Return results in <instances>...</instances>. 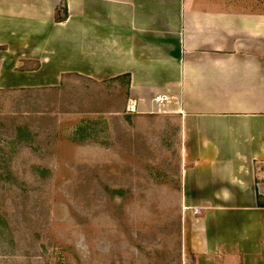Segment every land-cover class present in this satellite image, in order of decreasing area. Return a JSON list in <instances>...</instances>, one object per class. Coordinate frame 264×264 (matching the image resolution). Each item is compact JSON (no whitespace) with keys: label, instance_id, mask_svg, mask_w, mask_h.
I'll list each match as a JSON object with an SVG mask.
<instances>
[{"label":"crops","instance_id":"obj_1","mask_svg":"<svg viewBox=\"0 0 264 264\" xmlns=\"http://www.w3.org/2000/svg\"><path fill=\"white\" fill-rule=\"evenodd\" d=\"M5 72L125 78V112L178 119L182 264H264V0H0Z\"/></svg>","mask_w":264,"mask_h":264},{"label":"rangeland","instance_id":"obj_2","mask_svg":"<svg viewBox=\"0 0 264 264\" xmlns=\"http://www.w3.org/2000/svg\"><path fill=\"white\" fill-rule=\"evenodd\" d=\"M14 78L0 84V264H182L178 119L125 112V78Z\"/></svg>","mask_w":264,"mask_h":264},{"label":"built area","instance_id":"obj_3","mask_svg":"<svg viewBox=\"0 0 264 264\" xmlns=\"http://www.w3.org/2000/svg\"><path fill=\"white\" fill-rule=\"evenodd\" d=\"M163 100H166V98L165 97H157L156 98V101H158V102H161ZM129 109H130V111H134V104H130Z\"/></svg>","mask_w":264,"mask_h":264},{"label":"trees","instance_id":"obj_4","mask_svg":"<svg viewBox=\"0 0 264 264\" xmlns=\"http://www.w3.org/2000/svg\"><path fill=\"white\" fill-rule=\"evenodd\" d=\"M58 14H59V12L57 11V19L61 18V17H58ZM62 14H63L62 17H65V15H66V10H65V8L63 9Z\"/></svg>","mask_w":264,"mask_h":264}]
</instances>
